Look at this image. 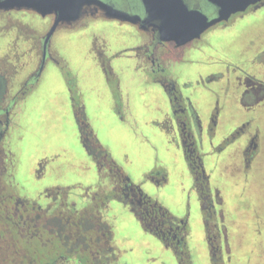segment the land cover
<instances>
[{"label": "flooded vegetation", "instance_id": "flooded-vegetation-1", "mask_svg": "<svg viewBox=\"0 0 264 264\" xmlns=\"http://www.w3.org/2000/svg\"><path fill=\"white\" fill-rule=\"evenodd\" d=\"M101 1L137 15L141 21L134 24L108 18L93 5L78 23L61 27L85 28L86 22L108 21L135 30L131 46L122 45L123 50L110 54L113 58L122 56L127 70L131 68L137 77L165 95L166 117L153 125L173 134L185 156L203 211L210 264H228L233 248L225 224L224 201L222 192L212 184L210 172L216 164L214 161L223 162L230 154L234 165L231 185L242 187L254 182L257 187L264 181V0L184 44L165 39L168 35L161 32V20L148 21L142 0ZM183 1L190 10L200 11L209 20L218 16L217 7L207 0ZM14 12L33 11H0L9 15ZM34 14L40 22L51 18L54 23V16ZM246 15L248 25L233 34L235 42L249 34L246 57L224 53L220 44L204 39L208 32L230 28ZM25 23L14 24L15 28L20 27L19 36L29 38ZM52 25L47 30L41 27L36 36L33 53L36 52L38 63L25 80L16 85L8 71L0 68V264H128L123 260L126 251L115 228L119 213L130 214L143 232L174 252L179 264H191L186 221L172 216L146 195L141 185L133 182L126 167L99 144L90 125L84 117H79L80 113L75 128L80 149L87 159L83 165H89L92 176L64 179L65 159L61 153L43 154L33 173L20 175L22 163L13 145V109L16 99L31 90L33 79L39 78L50 59L49 47L57 31L47 41ZM100 57L105 61L103 54ZM105 71L108 78L114 74L107 68ZM70 84L71 81L67 82L73 93ZM196 97L214 102L207 115L200 110L202 101L195 102ZM223 112H231L235 125L227 137L214 142L223 123ZM82 172L85 173V168ZM146 179L158 186L166 181L165 175L156 170H151ZM27 182L34 185L30 190ZM263 231L262 227L257 230L259 237ZM260 248L263 261L256 264H264V243ZM223 249L227 260L222 256Z\"/></svg>", "mask_w": 264, "mask_h": 264}, {"label": "rangeland", "instance_id": "rangeland-1", "mask_svg": "<svg viewBox=\"0 0 264 264\" xmlns=\"http://www.w3.org/2000/svg\"><path fill=\"white\" fill-rule=\"evenodd\" d=\"M10 14L0 13V68L8 71L18 85L38 63L36 52L33 53L36 36L41 27L50 28L53 19L40 22L34 12ZM19 21H26L23 25L27 26L29 38L19 36L20 27L15 28ZM85 24V28L57 29L43 72L37 80L33 79L31 90L16 99L13 145L22 163L20 175L33 173L43 154L61 153L65 159L64 179L92 176L89 165H83L86 157L75 128L77 113H80L79 117H84L90 125L99 144L126 167L133 182L141 185L144 193L172 216L186 221L190 263L210 264L203 211L185 156L173 134L153 125L166 117L165 95L157 87L148 85L147 80L137 77L131 68L127 70L122 56L113 58L110 54L123 50L122 45L131 46L135 30L108 21ZM247 25L248 15L230 28L208 32L204 39L220 44L224 53L246 57L249 34L238 42L233 40V34ZM100 53L106 57L105 61ZM105 68L113 71L111 78ZM70 81L73 93L67 85ZM195 99L196 103L202 101L200 110L207 115L214 102L202 97ZM221 118L223 123L217 129L214 142L227 137L235 125L231 112H223ZM231 156L227 154L223 162L214 161L218 167L212 165L210 172L212 184L222 192L224 201L225 224L233 248L228 264H256L263 261L260 246L264 243V231L259 237L257 230L260 227L264 230V181L258 183V188L254 182L242 187L231 185L234 168ZM151 170L165 175L163 185L146 179ZM32 186L27 182L29 190ZM115 228L126 251L123 260L128 264H179L174 252L143 232L130 214L119 213ZM222 256L227 260L225 249Z\"/></svg>", "mask_w": 264, "mask_h": 264}, {"label": "water", "instance_id": "water-1", "mask_svg": "<svg viewBox=\"0 0 264 264\" xmlns=\"http://www.w3.org/2000/svg\"><path fill=\"white\" fill-rule=\"evenodd\" d=\"M217 7L218 16L209 20L203 13L190 10L183 0H142L148 21L161 20V32L165 39L184 44L198 39L211 26L227 22L232 15L246 12L251 5L263 0H207ZM99 7L108 18L131 23H139L141 18L122 12L101 0H0V11H33L42 17L54 16V23L47 35V41L61 26L79 22L87 14L89 7Z\"/></svg>", "mask_w": 264, "mask_h": 264}, {"label": "trees", "instance_id": "trees-1", "mask_svg": "<svg viewBox=\"0 0 264 264\" xmlns=\"http://www.w3.org/2000/svg\"><path fill=\"white\" fill-rule=\"evenodd\" d=\"M214 264V263H213Z\"/></svg>", "mask_w": 264, "mask_h": 264}]
</instances>
